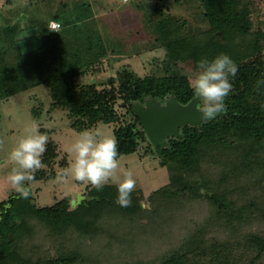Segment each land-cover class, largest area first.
<instances>
[{
	"label": "trees",
	"instance_id": "16d2710c",
	"mask_svg": "<svg viewBox=\"0 0 264 264\" xmlns=\"http://www.w3.org/2000/svg\"><path fill=\"white\" fill-rule=\"evenodd\" d=\"M171 1L191 7L202 25L174 13L169 0H147L139 27L129 36H119L118 29L103 32L89 16L73 22L52 18L37 24L41 45L24 51L23 19L0 26V101L46 85L51 110H68L76 129L113 123L119 157L147 143L146 150L158 152L170 176L151 193L148 207L140 190L132 192L130 207L119 206L113 183L99 191L86 185L75 208H70L68 195L38 206L32 192L28 199L13 192L0 201V264H83L81 250L63 247L62 236L68 231L94 236L102 220L114 217L169 220L170 210L185 202L206 203L204 218L195 220L177 244L134 264H264V26L255 19L261 7L257 0ZM52 20L60 23L58 29L51 28ZM125 38L129 41L124 44ZM155 48L165 49L162 73L141 75L127 62L101 84L77 81L78 76L108 71ZM221 53L238 66L230 77L233 90L225 100V115L187 125L167 146H154L134 102L148 97L164 101L173 93L180 102H189L195 96L188 75L199 70L201 58L212 60ZM59 155V144L49 138L41 158L47 167L35 173V180L57 176ZM68 162L66 156L60 160L62 166ZM37 224L59 241L55 253L36 246Z\"/></svg>",
	"mask_w": 264,
	"mask_h": 264
},
{
	"label": "rangeland",
	"instance_id": "374dc122",
	"mask_svg": "<svg viewBox=\"0 0 264 264\" xmlns=\"http://www.w3.org/2000/svg\"><path fill=\"white\" fill-rule=\"evenodd\" d=\"M257 1L261 11L256 13L255 19L264 26V0ZM146 2L147 0H0V26L7 20L12 19L14 22L24 17L22 23L27 25L21 32L23 34L21 47L24 51H33L41 45L37 24H43L52 18H57L61 22H73L78 20L79 16H89L88 18H94L103 32L113 31L114 34L118 29L119 36L124 34L129 36L131 31L133 33V30L139 27V20L143 15L141 6ZM169 5L174 13L189 18L194 25H202V22L196 19L199 16L196 14L197 17H194V10L191 7L175 4L171 0ZM126 41L129 40L126 39L124 44ZM164 56V48H155L140 56L126 58L123 62L111 65L108 71L78 76L77 81L83 84H101L106 77L115 73L118 66L127 62L141 75L152 72L162 73L161 61ZM51 103V92L46 85L32 87L0 101V140L4 142L3 147L0 148V201L15 192L7 180V173L12 167L8 153L16 146L27 127L35 125L42 134L53 138L59 144L60 151L55 168L61 172L68 167V165L62 166L60 160L65 156L68 161L71 160L74 155L70 152L71 145L84 130H78L73 126L74 118L70 116L68 110H51ZM117 107L120 112H125L119 104ZM114 127L113 123L100 122L88 130L116 138ZM146 145L147 143L142 144L134 153L121 155L119 160L121 178H123V170L133 171L137 181L135 190L144 193V206L148 207L151 193L167 184L170 176L168 168L160 164L158 152L147 151ZM45 167L47 166L43 163L42 168ZM56 177L36 179L31 184L33 202L36 205H51L67 195L70 196L69 194L78 193L82 199L84 198L85 184L74 180L57 183ZM180 207L182 208L174 210L179 207L172 206L169 220L158 217L149 220L136 218L134 222L129 217L102 220V227L94 236L70 230L62 236L65 242L63 247L81 250L85 257L83 264H134V262L153 259L161 250L177 244L193 222L202 220L208 211V205L204 202L200 204L185 202ZM37 227L36 246L39 245L41 250L55 253L58 250L55 245H59V241L51 239L46 228L41 224H37Z\"/></svg>",
	"mask_w": 264,
	"mask_h": 264
},
{
	"label": "clouds",
	"instance_id": "9594fccd",
	"mask_svg": "<svg viewBox=\"0 0 264 264\" xmlns=\"http://www.w3.org/2000/svg\"><path fill=\"white\" fill-rule=\"evenodd\" d=\"M198 69L188 75L189 86L200 101L197 111L202 114L201 118L211 120L223 111L225 100L233 90L230 77H235L238 66L231 57L221 53L212 60L201 58ZM260 83L257 82V87ZM48 139L47 134H42L37 126L27 127L16 146L8 153L12 167L7 173V180L20 198L28 199L31 195L35 173L43 167L41 158L46 151ZM3 144V140H0V148ZM70 152L74 155L68 167L57 173V183L74 180L90 184L99 191L111 182L116 184L118 190L116 203L121 207L132 205L131 194L137 181L131 169L123 170L121 178L119 152L114 136L86 129L71 145ZM69 195L70 208H75L82 196L78 193Z\"/></svg>",
	"mask_w": 264,
	"mask_h": 264
},
{
	"label": "water",
	"instance_id": "95a60500",
	"mask_svg": "<svg viewBox=\"0 0 264 264\" xmlns=\"http://www.w3.org/2000/svg\"><path fill=\"white\" fill-rule=\"evenodd\" d=\"M199 102V99L193 97L189 102L182 103L173 93L164 101L156 97H148L144 102L136 101L134 108L150 141L154 146L165 147L170 138L182 136L183 127L208 121L203 120L202 114L197 111ZM225 113L222 111L217 117H223Z\"/></svg>",
	"mask_w": 264,
	"mask_h": 264
},
{
	"label": "built area",
	"instance_id": "2783aa9c",
	"mask_svg": "<svg viewBox=\"0 0 264 264\" xmlns=\"http://www.w3.org/2000/svg\"><path fill=\"white\" fill-rule=\"evenodd\" d=\"M50 26H51V28H53V29H58V28L60 27V23H59L58 21H56V20H52V21L50 22Z\"/></svg>",
	"mask_w": 264,
	"mask_h": 264
}]
</instances>
